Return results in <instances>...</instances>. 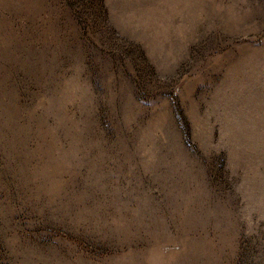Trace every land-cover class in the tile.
<instances>
[{
	"label": "rangeland",
	"instance_id": "obj_1",
	"mask_svg": "<svg viewBox=\"0 0 264 264\" xmlns=\"http://www.w3.org/2000/svg\"><path fill=\"white\" fill-rule=\"evenodd\" d=\"M0 264H264V0H0Z\"/></svg>",
	"mask_w": 264,
	"mask_h": 264
}]
</instances>
